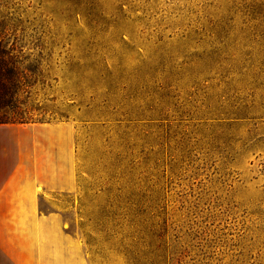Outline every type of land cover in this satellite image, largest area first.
Returning <instances> with one entry per match:
<instances>
[{
	"label": "rangeland",
	"instance_id": "374dc122",
	"mask_svg": "<svg viewBox=\"0 0 264 264\" xmlns=\"http://www.w3.org/2000/svg\"><path fill=\"white\" fill-rule=\"evenodd\" d=\"M0 15L47 54L52 99L42 121L0 125V185L55 188L37 214L85 264H264V0H1Z\"/></svg>",
	"mask_w": 264,
	"mask_h": 264
},
{
	"label": "crops",
	"instance_id": "0c3cea01",
	"mask_svg": "<svg viewBox=\"0 0 264 264\" xmlns=\"http://www.w3.org/2000/svg\"><path fill=\"white\" fill-rule=\"evenodd\" d=\"M25 185H0V264H85L79 244L55 234V215L37 214L39 198L56 189Z\"/></svg>",
	"mask_w": 264,
	"mask_h": 264
},
{
	"label": "trees",
	"instance_id": "16d2710c",
	"mask_svg": "<svg viewBox=\"0 0 264 264\" xmlns=\"http://www.w3.org/2000/svg\"><path fill=\"white\" fill-rule=\"evenodd\" d=\"M1 5V0H0ZM0 15V125L42 121L46 113L43 89L49 87L41 67L46 60L40 51L23 47V36L16 28H6ZM45 57V58H44ZM41 94V101L37 99Z\"/></svg>",
	"mask_w": 264,
	"mask_h": 264
}]
</instances>
